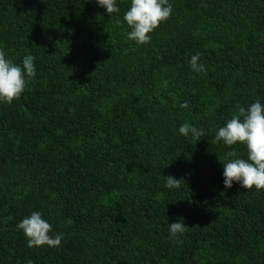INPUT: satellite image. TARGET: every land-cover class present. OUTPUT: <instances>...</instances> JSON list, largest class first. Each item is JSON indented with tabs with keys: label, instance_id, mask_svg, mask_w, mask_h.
Listing matches in <instances>:
<instances>
[{
	"label": "trees",
	"instance_id": "1",
	"mask_svg": "<svg viewBox=\"0 0 264 264\" xmlns=\"http://www.w3.org/2000/svg\"><path fill=\"white\" fill-rule=\"evenodd\" d=\"M0 264H264V0H0Z\"/></svg>",
	"mask_w": 264,
	"mask_h": 264
}]
</instances>
